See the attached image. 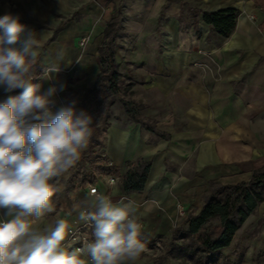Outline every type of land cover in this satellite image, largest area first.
<instances>
[{
  "label": "crops",
  "instance_id": "0c3cea01",
  "mask_svg": "<svg viewBox=\"0 0 264 264\" xmlns=\"http://www.w3.org/2000/svg\"><path fill=\"white\" fill-rule=\"evenodd\" d=\"M63 4L66 7L60 0H0V16L17 14L28 31L39 33L36 58L45 71L38 83L41 91L58 89L52 112L84 99L95 85L105 31L118 17V37L112 46H123L124 63L139 69L138 76L133 75L139 79L141 114L167 136L152 132L134 120L120 100L115 102L103 155L121 174L129 161H151L145 189L126 194L117 175L105 174L117 178L113 184L106 185L99 176L96 182L83 184L65 172L52 181L60 189L53 197L54 211L36 227L43 231L57 219H67L71 231L64 247L84 249L94 240L93 228L74 208L88 199V184L93 183L114 204H131L132 216L141 225L144 251L123 264H175L173 258L159 263L165 245L177 226L189 230L186 211L196 206L195 213L200 212L209 183L248 180L255 169L264 167L262 7L258 0H63ZM227 7L240 13L236 27L225 36L205 22L203 11ZM84 36L89 41L81 46ZM116 63L120 70L117 59ZM53 68L60 70L50 71ZM9 96H15L14 90L0 87V102ZM83 258L91 264L86 252Z\"/></svg>",
  "mask_w": 264,
  "mask_h": 264
},
{
  "label": "clouds",
  "instance_id": "9594fccd",
  "mask_svg": "<svg viewBox=\"0 0 264 264\" xmlns=\"http://www.w3.org/2000/svg\"><path fill=\"white\" fill-rule=\"evenodd\" d=\"M38 34L28 31L17 14L0 16V87L23 89L0 102V264H88L85 252L91 264L135 261L144 244L134 208L114 204L95 188L74 208L93 228L94 240L84 249L64 247L71 231L67 219L43 231L36 227L54 211L60 189L53 178L79 160L94 132L93 117L78 110L75 101L53 113L57 87L41 91L42 85L33 83Z\"/></svg>",
  "mask_w": 264,
  "mask_h": 264
},
{
  "label": "trees",
  "instance_id": "16d2710c",
  "mask_svg": "<svg viewBox=\"0 0 264 264\" xmlns=\"http://www.w3.org/2000/svg\"><path fill=\"white\" fill-rule=\"evenodd\" d=\"M258 3L264 12V0H258ZM239 13L238 8L227 7L220 10L203 11V18L205 22L213 25L220 34L228 36L237 25ZM119 26L120 18L118 17L113 18L107 26L105 40L100 46L101 70L95 85L89 88L88 94L81 100V104L89 102L92 94L101 96V103L102 96L106 92H111L114 96L121 94L119 88L122 73L116 63L115 49L112 48L118 37ZM44 71L45 68L36 58L32 69L33 83L39 82ZM22 91L23 89H15L14 95L18 96ZM122 103L134 120L147 124L148 129L152 132L167 136L166 133L157 129L154 122L142 116V106L136 109L132 102L126 99H122ZM109 104H113V101ZM95 136V134L92 135L91 142L96 139ZM96 142L102 147L100 141ZM92 152L97 151L95 146L89 143L74 167L72 179H78L81 183L86 184L88 181L96 182L100 174H114L120 177L121 187L126 194L145 189L151 161L143 159L129 161L127 163L128 170L121 174L118 167L108 162L103 151L96 154L94 158L90 155ZM87 164L91 168L89 175L86 169ZM263 202L264 167L255 169L248 180L241 182L224 184L211 181L205 191L200 212H190L187 217L189 230L182 226H177L173 230L172 239L166 243L165 253L161 255L159 263L167 258H173L179 261L183 260V264H186V260L191 264H239L229 261L228 256L222 253V249L231 245L237 231ZM214 219H218V222H213Z\"/></svg>",
  "mask_w": 264,
  "mask_h": 264
},
{
  "label": "rangeland",
  "instance_id": "374dc122",
  "mask_svg": "<svg viewBox=\"0 0 264 264\" xmlns=\"http://www.w3.org/2000/svg\"><path fill=\"white\" fill-rule=\"evenodd\" d=\"M122 43L124 40H120ZM116 52V59L120 64V70L122 71V78L120 84V95H113L111 92H106L102 96L103 101L101 103V96H97L95 94L91 95V99L86 104H81V100L76 101V108L78 110H84L90 116L93 117L92 128L94 129V133L96 139L91 142V138L89 143H92L96 151L95 153H91V157L94 158L96 154L103 151L101 149V144H97V140L101 143L103 142L106 128L108 125V121L110 119L111 107L113 104L118 102L119 100L122 102V99H126L132 102L133 107L139 109L142 104L140 103V90H139V79L138 76L139 69L137 67H128L124 63V58L127 55L123 46H112ZM130 72L132 74H130ZM133 73L135 75H133ZM113 101V104H109ZM109 107V108H108ZM109 114V115H108ZM108 115V116H107ZM133 118V117H132ZM93 139V138H92ZM89 145V144H88ZM87 149V148H86ZM84 149L81 152V155L86 150ZM80 155V156H81ZM77 163V162H76ZM76 163L69 168L65 174L69 175L71 172L73 173L74 167ZM87 174H90V166L86 165ZM99 178L106 184L116 183L117 178L111 176L107 177L105 174L98 175ZM116 181V182H115ZM208 187V186H207ZM207 189V188H206ZM205 189V191H206ZM205 194V192H204ZM204 197V195H203ZM203 202V198L201 203ZM191 211H186V215H189L190 212L196 211V206L192 207ZM213 222H218V219H214ZM222 253L228 256L229 261L232 263L239 264H264V202L259 205L257 210L250 215L245 223L240 227L237 231V234L231 243L230 246L222 249ZM175 264H183V260H174ZM186 264H191L190 261L186 260Z\"/></svg>",
  "mask_w": 264,
  "mask_h": 264
},
{
  "label": "built area",
  "instance_id": "2783aa9c",
  "mask_svg": "<svg viewBox=\"0 0 264 264\" xmlns=\"http://www.w3.org/2000/svg\"><path fill=\"white\" fill-rule=\"evenodd\" d=\"M89 41V36H84L81 40H80V44L81 46H85ZM112 164V163H110ZM89 185V192L91 191V189L95 188L97 190L98 193L100 194H103L104 195V192L95 184L93 183H90L88 184ZM180 211L182 214H185V210L183 209V207H180Z\"/></svg>",
  "mask_w": 264,
  "mask_h": 264
}]
</instances>
